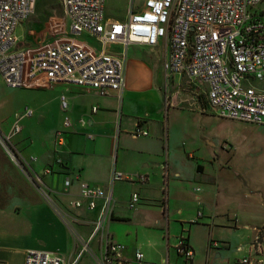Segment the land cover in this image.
Segmentation results:
<instances>
[{
  "label": "crops",
  "instance_id": "crops-1",
  "mask_svg": "<svg viewBox=\"0 0 264 264\" xmlns=\"http://www.w3.org/2000/svg\"><path fill=\"white\" fill-rule=\"evenodd\" d=\"M81 41L95 46L87 37ZM18 44L37 46L20 41ZM132 46L146 48L153 55L162 54L159 75L164 77L165 54L161 46L154 49ZM108 50L119 54L122 48L113 45ZM128 62L127 50L125 87L120 95L99 97L93 90L66 84L52 87L59 89L55 101L63 119L70 121V127L63 129L62 119L53 130L50 143L35 146L36 131L24 132L22 128L12 137L13 142H26L19 157L32 182L39 180L38 184L53 196L55 206L49 198L47 201L33 194L0 206V264H24L28 250L60 253L59 256L70 261L85 243L99 257L107 236L124 246L122 254L126 259H132L139 249L147 264H186L174 250L181 235L187 236L194 253L187 264H231L233 260L240 264L250 254L256 231L264 228V191L254 190L240 173L234 172L244 187L237 192L235 178L224 174L225 168L232 169L233 140L221 144V150L229 153L225 158L222 156L225 153L213 152V143L204 140L208 145L202 144V95L184 77H172L173 88L178 91L165 97L164 103L161 98L151 97L150 112L143 114L127 88ZM136 65L147 70L146 65ZM62 95L68 102L66 112L59 105ZM187 111L198 118L192 128L183 125ZM206 111L216 116L209 108L203 109ZM167 120L169 128L165 126ZM12 123L6 126L0 119V132L7 134ZM228 127L236 136L249 129L244 123ZM136 129L146 130L148 136H133ZM57 130L65 132L61 147L53 144ZM129 138L141 142L128 143ZM47 168L49 174L44 173ZM114 171L133 178L144 175L147 179L143 184L135 180L112 183ZM70 174L77 179L66 188L64 181ZM81 182L98 186L111 196V211L90 242L102 216V201L94 211L72 208L70 203L78 198ZM135 192L140 202L130 209L128 203ZM47 238L58 239V248L47 249L42 242ZM68 241L73 243L70 252L64 248Z\"/></svg>",
  "mask_w": 264,
  "mask_h": 264
},
{
  "label": "built area",
  "instance_id": "built-area-1",
  "mask_svg": "<svg viewBox=\"0 0 264 264\" xmlns=\"http://www.w3.org/2000/svg\"><path fill=\"white\" fill-rule=\"evenodd\" d=\"M262 2L129 0L125 19L113 20L105 17V0H60L67 21L66 37L50 45L25 47L18 44L15 32L34 14L36 0H0V78L10 88L32 86L42 77L47 87L66 84L93 90L99 97L120 95L125 87L128 48L161 46L166 80L177 76L191 84L199 83L195 84L197 91L217 117L264 127V11L259 9ZM83 37L93 40L95 46L81 41ZM113 45L122 48L119 54L108 50ZM59 105L63 112L67 111L65 96H60ZM30 116L31 111H25L14 119L3 139L10 142L21 131V118ZM69 127L70 121L63 119L62 128ZM64 135V130L54 133L55 146L64 144ZM133 136H148V132L136 129ZM12 152L8 151L16 160ZM44 173L49 174L50 169ZM76 179L77 176L67 175L64 186L69 187ZM146 179L144 175L133 178L116 171L111 175L112 183L135 180L143 184ZM99 201L102 216L88 242L109 215L111 196L98 186L81 182L78 198L70 203L72 208L94 211ZM139 202V194L132 193L128 207L133 209ZM256 233L250 254L240 264H264V228ZM105 241L100 256H95L96 264H147L139 249L132 259H126L123 245L108 236ZM89 250V243H85L70 261L47 251L28 250L24 264H78ZM174 250L186 264L193 258L187 236L177 238Z\"/></svg>",
  "mask_w": 264,
  "mask_h": 264
},
{
  "label": "rangeland",
  "instance_id": "rangeland-1",
  "mask_svg": "<svg viewBox=\"0 0 264 264\" xmlns=\"http://www.w3.org/2000/svg\"><path fill=\"white\" fill-rule=\"evenodd\" d=\"M128 5L129 0H105V17L113 20H124ZM259 9L264 11V2L259 5ZM66 34L67 21L63 15L60 0H36L34 14L21 24L15 32L18 41L29 45H50L54 41L65 38ZM162 60V54L153 55L146 48L133 46L128 48L129 62L125 70L129 84L127 88H129L131 97L138 103L143 114L150 112L151 104L149 101H151V97L153 99L161 98L163 102L165 97L171 95V92L178 91L173 88L171 79L166 80L165 77L159 75V64ZM136 63L146 65L147 70H141ZM195 84L200 85L199 83L191 85L194 86ZM196 85L194 87L198 88ZM58 93V87L47 88L43 79H39L32 86L25 88L7 87L0 79V119L6 126H9L14 119L23 115L25 111H31V116L21 118L19 125L24 132L36 131L35 146L46 145L50 143L53 130L60 126L63 119L55 101ZM206 106L205 98L202 96V144L208 145V143H204V140L213 143L214 147H211L213 152L222 154L225 153L221 150L222 142L231 138L230 141L233 140L232 144L235 149V151H231L233 154L230 163L232 169L227 171L225 168L224 174L235 178L237 192L242 191L244 187L236 179L234 172L240 173L254 190L261 189L264 191V127L244 124L249 129L236 136V132L229 131L228 126L239 122L222 120L207 111L203 112V109L208 108ZM187 113L188 115L184 113L183 125L185 128H192L195 121L198 122V118H195L189 111ZM166 117H168V113ZM165 126L169 128L168 120ZM3 135L6 134L0 132V206L8 200H19L32 194L47 199V201L50 199L49 202L55 206L53 196H49L42 185L32 182V176L19 157V154L22 155L21 148L26 145V142L16 143L12 140L8 142L3 139ZM138 142L141 140L128 139V143ZM30 144L27 143V146ZM12 150H14L16 160H13L8 153ZM228 154L225 153L222 156L225 158ZM231 181L234 183L232 179ZM234 184L231 185L233 189H235ZM67 207L71 209L69 203ZM42 242L47 249L50 247L58 248V239L56 238H47ZM235 246L233 245L232 251L235 250ZM64 248L70 252L73 249V243L68 241ZM57 254L60 255V253ZM96 258L90 249L82 257V262L79 264H96ZM231 264H235V260Z\"/></svg>",
  "mask_w": 264,
  "mask_h": 264
}]
</instances>
